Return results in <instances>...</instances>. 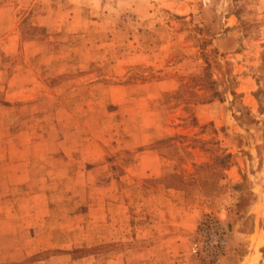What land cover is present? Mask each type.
I'll return each instance as SVG.
<instances>
[{
	"label": "rangeland",
	"instance_id": "obj_1",
	"mask_svg": "<svg viewBox=\"0 0 264 264\" xmlns=\"http://www.w3.org/2000/svg\"><path fill=\"white\" fill-rule=\"evenodd\" d=\"M1 85L35 97L0 125V164L26 185L0 264H124L180 227L156 222L161 186L199 213L189 248L212 216L224 254L264 264V0H0ZM221 152L231 166L199 169ZM177 176L184 189L167 186Z\"/></svg>",
	"mask_w": 264,
	"mask_h": 264
},
{
	"label": "crops",
	"instance_id": "obj_2",
	"mask_svg": "<svg viewBox=\"0 0 264 264\" xmlns=\"http://www.w3.org/2000/svg\"><path fill=\"white\" fill-rule=\"evenodd\" d=\"M5 42V41H4ZM6 43V42H5ZM7 44V43H6ZM7 46V45H6ZM25 91V92H24ZM5 95L3 98L4 102L0 101V125H6L8 128L14 123V111L17 110V106L14 107L13 103L19 101L20 97L27 101L32 100L35 97V89L33 86L28 85L27 87L19 90V88H5V85L0 86V95ZM12 112L11 118H7V112ZM11 135L14 137L19 135L24 130H21L17 127V129L12 128L9 130ZM12 136V137H13ZM0 140H2L0 138ZM16 146V145H14ZM19 148V147H17ZM10 168H14V164L11 163V167H5L0 164V221L2 219L3 222H12V216L15 217H24L23 210L20 209L18 201L21 199V195L24 191H26V185L22 183H10L8 181V174ZM13 174V172H10ZM19 182V181H18ZM22 193V194H21ZM155 200V215L157 221L172 219L177 216L179 213V218L175 220H171L173 224L177 227L170 234H161L157 233L151 236L150 240L140 248L139 252H135V248L125 249L124 250V264H199L195 259H193L189 254V241L187 237L183 236L184 232L192 230L197 223L199 218L198 212H190L185 210V203L183 201V193L181 190L173 189V188H165L159 187V190L153 196ZM14 204H16V212H12V209L15 208ZM19 213V214H18ZM15 214V215H14ZM21 214V215H20ZM120 214H117V216ZM169 215L170 217H167ZM26 216V215H25ZM116 214H113L112 217H115ZM2 217V218H1ZM177 218V217H175ZM26 219V218H25ZM23 219V220H25ZM15 221V220H14ZM17 222V221H16ZM24 222V221H23ZM27 222V221H26ZM18 223V222H17ZM181 228V229H180ZM17 229L15 227L14 236L16 239L19 238V233H16ZM141 234L140 236L145 237ZM159 234V235H158ZM240 234L243 233L238 231V229L233 228L231 230V242L233 243L237 238L240 237ZM256 234L258 239L257 230L251 232L246 236L249 240H251L252 236ZM241 238V237H240ZM126 239V238H125ZM231 243V244H232ZM48 246H43L41 248L45 249ZM40 249H34L29 251V253H33L35 251H39ZM62 253V252H58ZM130 253L131 257H128L127 254ZM135 253L134 255H132ZM253 252H249L247 255H251ZM54 257V256H52ZM62 257V256H60ZM137 258V261L131 258ZM55 258V257H54ZM54 258H50L48 262L53 260ZM130 258V259H128ZM239 258L235 252H231L228 250L226 254H224L218 264H244L243 260L237 259ZM44 262V261H43ZM53 262H56L55 260ZM55 264V263H54ZM116 264V262L114 263Z\"/></svg>",
	"mask_w": 264,
	"mask_h": 264
},
{
	"label": "built area",
	"instance_id": "obj_3",
	"mask_svg": "<svg viewBox=\"0 0 264 264\" xmlns=\"http://www.w3.org/2000/svg\"><path fill=\"white\" fill-rule=\"evenodd\" d=\"M220 219L206 217L200 221L190 240V254L202 264H218L224 255L228 235Z\"/></svg>",
	"mask_w": 264,
	"mask_h": 264
},
{
	"label": "trees",
	"instance_id": "obj_4",
	"mask_svg": "<svg viewBox=\"0 0 264 264\" xmlns=\"http://www.w3.org/2000/svg\"><path fill=\"white\" fill-rule=\"evenodd\" d=\"M209 68L208 65L207 67L204 69V71L201 73V77L202 79L205 80V89L207 91L213 92L215 95L217 94V91L214 90V83L215 81L211 78L210 73L208 72ZM257 93H255L256 95ZM234 163L233 160V154L229 153V152H221L219 154H214L211 158V161L208 163H202L201 165H194V166H198L199 169H211V173L213 174L214 171H217L219 169L221 170H225L227 169L229 166H231ZM200 171V170H199ZM173 176V174H172ZM191 181H194V179L191 178ZM188 179H184L181 178L179 176H177V183L176 182H171V183H167L168 187H177V188H185V186L188 183ZM264 251V250H263Z\"/></svg>",
	"mask_w": 264,
	"mask_h": 264
}]
</instances>
